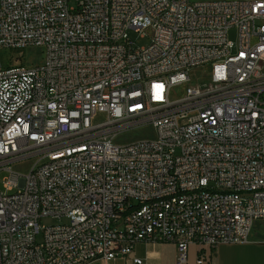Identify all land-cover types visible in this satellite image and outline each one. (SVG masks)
<instances>
[{
  "label": "built area",
  "instance_id": "2783aa9c",
  "mask_svg": "<svg viewBox=\"0 0 264 264\" xmlns=\"http://www.w3.org/2000/svg\"><path fill=\"white\" fill-rule=\"evenodd\" d=\"M1 50L0 264H202L264 224V0H0Z\"/></svg>",
  "mask_w": 264,
  "mask_h": 264
},
{
  "label": "crops",
  "instance_id": "0c3cea01",
  "mask_svg": "<svg viewBox=\"0 0 264 264\" xmlns=\"http://www.w3.org/2000/svg\"><path fill=\"white\" fill-rule=\"evenodd\" d=\"M260 225H263L260 228ZM257 226V227H256ZM248 242L221 244L212 255L211 262L202 264H264V224H256ZM200 247L190 246L188 264H199ZM133 256L141 258L143 264H176V246L171 242H146L138 244ZM92 264H135L126 258L113 260L97 259Z\"/></svg>",
  "mask_w": 264,
  "mask_h": 264
},
{
  "label": "rangeland",
  "instance_id": "374dc122",
  "mask_svg": "<svg viewBox=\"0 0 264 264\" xmlns=\"http://www.w3.org/2000/svg\"><path fill=\"white\" fill-rule=\"evenodd\" d=\"M190 1H196V0H190ZM131 36L133 39H135L137 41L138 46H145L149 43L150 38L148 36H144L141 37L139 36L137 33L132 32ZM236 36V30L232 29L230 31V38L234 39ZM22 53L24 54L25 58H27V64L30 65L31 63H35L37 61H39V58L37 56L38 55H42L41 51L38 48H34L32 50H22ZM19 52H9L7 50H1L0 51V63L2 64V66L5 68L8 66L9 62H10V58L11 57H16L18 56ZM202 73V75H204L205 73H209L210 72V68H200V69H193L191 70L190 74L193 77L196 73ZM194 79V78H193ZM195 82V81H193ZM190 85V83L186 84V85H179V86H175L172 90V97H178L180 95L183 94V91ZM146 133V132H145ZM145 133H143L142 130L140 131H128L127 133L124 134V137L122 138V140H130V139H136V138H140L143 137V135H145ZM17 170V168H16ZM24 172L26 171V169H22ZM9 173L7 172H2L0 174V188H2V179L5 176H8ZM61 219L58 217H44L41 220V223L45 226L47 225H51V224H57L60 223ZM257 227V226H256ZM263 225H260V228H262Z\"/></svg>",
  "mask_w": 264,
  "mask_h": 264
}]
</instances>
